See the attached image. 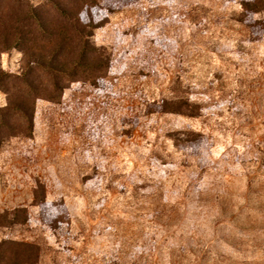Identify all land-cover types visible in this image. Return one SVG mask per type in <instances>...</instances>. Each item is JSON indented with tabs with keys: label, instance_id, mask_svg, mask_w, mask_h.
I'll list each match as a JSON object with an SVG mask.
<instances>
[{
	"label": "rangeland",
	"instance_id": "374dc122",
	"mask_svg": "<svg viewBox=\"0 0 264 264\" xmlns=\"http://www.w3.org/2000/svg\"><path fill=\"white\" fill-rule=\"evenodd\" d=\"M242 18L241 0H132L88 36L93 66L51 74L20 46L0 52V253L28 242L34 264H264V32ZM19 98L29 127L7 108ZM35 193L64 208L56 230Z\"/></svg>",
	"mask_w": 264,
	"mask_h": 264
},
{
	"label": "trees",
	"instance_id": "16d2710c",
	"mask_svg": "<svg viewBox=\"0 0 264 264\" xmlns=\"http://www.w3.org/2000/svg\"><path fill=\"white\" fill-rule=\"evenodd\" d=\"M4 0H0L1 2ZM132 0H81L74 8H66L60 0H48L49 4L67 17L61 21L55 19L46 21L39 9L28 5L23 6V0H6L4 4L7 14H4V7L0 6V52L14 46L24 48L27 62L46 68L51 74L73 73L82 67L95 65L93 59L87 57L91 50L88 36L91 31L102 25L107 15L121 7L129 4ZM264 5V0H241L243 9L242 21L249 28L253 39H258L264 32V22L253 18L254 13ZM3 6V5H2ZM38 34L46 35L47 42L41 46ZM69 44V45H68ZM65 46L71 49L72 54L69 60H57V55ZM48 52V57L45 53ZM28 91H35L37 86L28 78H24ZM51 90L59 89L55 78H51ZM161 112L181 113L189 116H196L193 107L181 101V106L174 102L161 100L159 104ZM23 115L26 127L32 122V112L29 110L23 98L10 101L7 107ZM196 155V154H194ZM41 221L51 229L56 230L63 223L64 208L55 206L45 201L43 195L35 193ZM4 243V242H3ZM2 244V243H1ZM14 247L0 253V264H34L38 258V250L28 242H15ZM176 259L170 257L169 264H177ZM179 262V261H178ZM180 264V263H178Z\"/></svg>",
	"mask_w": 264,
	"mask_h": 264
}]
</instances>
